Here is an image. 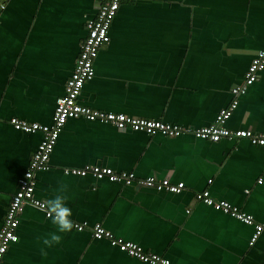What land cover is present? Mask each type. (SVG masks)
Instances as JSON below:
<instances>
[{"label":"crops","instance_id":"1","mask_svg":"<svg viewBox=\"0 0 264 264\" xmlns=\"http://www.w3.org/2000/svg\"><path fill=\"white\" fill-rule=\"evenodd\" d=\"M97 0H11L0 15V229L41 133L15 130L10 118L51 124L96 16ZM264 45V0H122L110 41L95 61L79 102L92 108L160 119L182 126L215 122L232 100ZM230 129L264 131V70L240 97ZM98 164L184 182L180 193L125 185L92 175L66 174V167ZM261 180V182H259ZM67 188L59 191L61 185ZM209 189L264 222V146L247 139L212 142L191 134L168 137L70 119L48 170L36 173L35 196L57 194L71 209L73 227L43 239L56 226L27 205L18 240L1 264H146L95 239L101 224L116 237L136 242L176 264H262L264 235L250 244L253 227L196 199Z\"/></svg>","mask_w":264,"mask_h":264},{"label":"built area","instance_id":"2","mask_svg":"<svg viewBox=\"0 0 264 264\" xmlns=\"http://www.w3.org/2000/svg\"><path fill=\"white\" fill-rule=\"evenodd\" d=\"M10 1L0 0V15ZM121 2L122 0H97V14L86 22L87 35L80 43V52L76 59L75 68L66 81L64 95L57 99L52 123L30 122L16 116L9 120L15 130L25 133L39 132L43 137L31 156L22 178L19 180L18 190L12 196L4 216L2 228L0 229V264L10 244L18 240L17 230L20 225V217L27 205L41 210L46 217L50 218L48 203L35 196L36 173L50 168L51 155L64 126L70 119L83 117L89 121L110 124L119 130L131 129L145 132L148 135L161 134L168 137H177L191 134L197 138L212 142H219L225 139L235 141L247 139L253 145L264 146V131L255 132L251 129L233 130L227 126L228 120L239 105L240 97L259 79L260 73L264 70V45L251 60L243 81L231 89L232 100L229 105L222 108L218 112L215 122L207 126H182L160 119L142 118L120 112L99 110L79 102L85 83L92 80L96 74L95 61L100 49L110 41V27L117 15ZM64 171L66 174L77 176L92 175L99 180L107 179L108 181L120 182L125 185L139 184L157 191L180 193L185 188L184 182L174 183L168 178L159 179L155 175L138 178L133 172L116 171L112 167L98 164L66 167ZM195 196L197 200L202 201L206 205L252 226L254 231L250 239L251 245L264 235V222L257 221L254 216L242 211L229 201L214 198L209 189L198 191ZM74 227L79 231L90 227L95 239H107L112 246L146 264H176L165 256L145 250L143 246L136 242L114 236L112 232L105 229L101 224L89 226L86 222L74 223ZM262 264H264V261Z\"/></svg>","mask_w":264,"mask_h":264},{"label":"clouds","instance_id":"3","mask_svg":"<svg viewBox=\"0 0 264 264\" xmlns=\"http://www.w3.org/2000/svg\"><path fill=\"white\" fill-rule=\"evenodd\" d=\"M67 188L66 184L61 185L59 191H63ZM51 222L56 226V232L50 234V237L43 239L45 246H52L55 243H59L61 237L57 233L69 232L73 227L71 220V209L65 203V197L57 194L54 198L50 199L47 204Z\"/></svg>","mask_w":264,"mask_h":264}]
</instances>
